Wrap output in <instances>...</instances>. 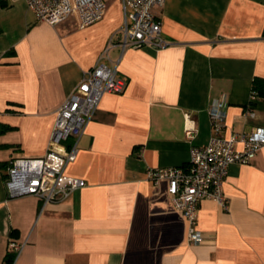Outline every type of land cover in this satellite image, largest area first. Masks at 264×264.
Listing matches in <instances>:
<instances>
[{"label": "crops", "instance_id": "obj_1", "mask_svg": "<svg viewBox=\"0 0 264 264\" xmlns=\"http://www.w3.org/2000/svg\"><path fill=\"white\" fill-rule=\"evenodd\" d=\"M155 11L170 43L122 49L120 33L110 41L120 0L84 27L77 15L52 25L25 0H0V264L11 242L22 243L13 264H264V145L230 165L227 208L200 200L198 243L168 181L147 176L187 165L191 148L209 141L214 101L225 110L219 135L264 127V100L251 91L264 78V0H164ZM102 54L127 85L102 96L65 168L85 184L45 205L8 197L11 159L45 153L56 109Z\"/></svg>", "mask_w": 264, "mask_h": 264}, {"label": "built area", "instance_id": "obj_2", "mask_svg": "<svg viewBox=\"0 0 264 264\" xmlns=\"http://www.w3.org/2000/svg\"><path fill=\"white\" fill-rule=\"evenodd\" d=\"M25 1L37 19L52 25L61 23L71 15H77L80 26L84 27L100 20L107 8L105 0ZM120 2L123 22L110 36V41L120 33L119 44L122 49L132 45H149L158 49L170 43L161 34V22L155 11V7L162 5L164 0ZM103 54L93 67L84 71L73 91L56 109L45 153L36 157L18 156L11 159L5 178L8 197L31 194L45 205L69 198L75 189L85 184L82 178L66 174L65 168L75 160L79 151V138L102 96L105 93H121L127 85L126 78L118 72L116 65L103 62ZM209 115L215 134L207 143L191 148L187 165L152 167L147 170V176L153 182L159 179L168 181V190L175 208L189 222L188 240L191 243H198L202 239V233L197 227L200 200L212 198L223 208H227L223 182L230 165L234 162H250L264 145V127H254L247 133L219 135L225 116L220 101L211 103ZM195 132L193 125L185 128L188 138L193 137ZM70 138L71 142L66 144ZM237 142L242 143L241 149L236 148ZM10 247L14 253L12 260L2 264L14 263L22 243L11 242Z\"/></svg>", "mask_w": 264, "mask_h": 264}, {"label": "trees", "instance_id": "obj_3", "mask_svg": "<svg viewBox=\"0 0 264 264\" xmlns=\"http://www.w3.org/2000/svg\"><path fill=\"white\" fill-rule=\"evenodd\" d=\"M251 91L254 97L264 100V78L254 77L252 80ZM12 260V257L8 258V261Z\"/></svg>", "mask_w": 264, "mask_h": 264}, {"label": "rangeland", "instance_id": "obj_4", "mask_svg": "<svg viewBox=\"0 0 264 264\" xmlns=\"http://www.w3.org/2000/svg\"><path fill=\"white\" fill-rule=\"evenodd\" d=\"M111 1H112V0H106V3L109 4V3H111Z\"/></svg>", "mask_w": 264, "mask_h": 264}]
</instances>
